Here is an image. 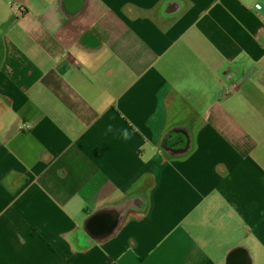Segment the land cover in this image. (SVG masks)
I'll use <instances>...</instances> for the list:
<instances>
[{"label":"crops","instance_id":"obj_1","mask_svg":"<svg viewBox=\"0 0 264 264\" xmlns=\"http://www.w3.org/2000/svg\"><path fill=\"white\" fill-rule=\"evenodd\" d=\"M0 264H264V0H0Z\"/></svg>","mask_w":264,"mask_h":264},{"label":"water","instance_id":"obj_2","mask_svg":"<svg viewBox=\"0 0 264 264\" xmlns=\"http://www.w3.org/2000/svg\"><path fill=\"white\" fill-rule=\"evenodd\" d=\"M75 14V13H72ZM170 14V12H169ZM181 146L175 145L174 148L179 149L180 147H183V144H180ZM116 222L108 218L107 216L100 215L95 216L90 222L87 224V231L96 238H105L111 236L115 229H116Z\"/></svg>","mask_w":264,"mask_h":264},{"label":"built area","instance_id":"obj_3","mask_svg":"<svg viewBox=\"0 0 264 264\" xmlns=\"http://www.w3.org/2000/svg\"><path fill=\"white\" fill-rule=\"evenodd\" d=\"M22 130L28 132V131H31L32 129H31V127H29V126L24 125V126L22 127Z\"/></svg>","mask_w":264,"mask_h":264}]
</instances>
